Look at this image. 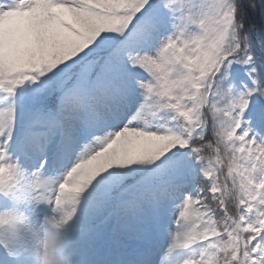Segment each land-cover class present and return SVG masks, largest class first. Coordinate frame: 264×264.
I'll use <instances>...</instances> for the list:
<instances>
[{
    "label": "snow or ice",
    "instance_id": "snow-or-ice-1",
    "mask_svg": "<svg viewBox=\"0 0 264 264\" xmlns=\"http://www.w3.org/2000/svg\"><path fill=\"white\" fill-rule=\"evenodd\" d=\"M0 264H264V0H0Z\"/></svg>",
    "mask_w": 264,
    "mask_h": 264
}]
</instances>
